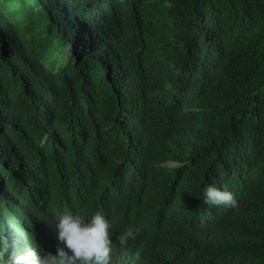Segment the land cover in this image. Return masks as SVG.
Here are the masks:
<instances>
[{"label":"trees","instance_id":"16d2710c","mask_svg":"<svg viewBox=\"0 0 264 264\" xmlns=\"http://www.w3.org/2000/svg\"><path fill=\"white\" fill-rule=\"evenodd\" d=\"M162 12L174 19L172 51L186 54L199 20L216 38L232 41L221 73L196 88L171 129L147 130L142 161L122 119L135 100L124 110L104 95L89 114L79 100L60 98L59 144L41 145L39 131L21 139L25 183L0 199V224L17 227L15 237H2L9 255L33 245L56 251L55 216L68 210L87 219L99 211L114 237L139 228L128 242L133 252L144 245L139 264H264V0H166ZM149 122L164 127L166 120L150 116ZM152 134L163 143L161 154L184 164L162 165V155L151 163ZM231 163L243 166L232 172L238 207L225 208L204 229L207 243L188 245L176 228L184 207L212 172Z\"/></svg>","mask_w":264,"mask_h":264},{"label":"clouds","instance_id":"9594fccd","mask_svg":"<svg viewBox=\"0 0 264 264\" xmlns=\"http://www.w3.org/2000/svg\"><path fill=\"white\" fill-rule=\"evenodd\" d=\"M165 4L166 0H0V199L9 191L16 194L25 183V162L18 157L21 139L39 131L41 145L59 144L54 108L60 98L79 100L82 112L89 114L104 95L124 110L135 100V110L122 119L142 161L147 130L171 129L196 88L203 81L213 84L232 41L216 38L199 20L186 54L172 51L168 34L174 19L163 14ZM12 71L14 79L7 75ZM22 111L25 118L20 117ZM150 116L165 119V126L150 124ZM154 138L152 134L151 163L158 164L157 156L162 155V165L184 164L168 158L167 152L161 154L163 143ZM235 165L212 172L186 204L176 226L180 240L193 247L207 243L201 236L204 229L225 208L238 207L232 172L243 166ZM55 217L54 239L61 247L49 248L52 252L33 245L9 255L2 237H15L17 227L1 223L0 264H139L144 245L133 252L128 243L136 239L139 228L129 226L114 237L111 223L99 211L87 219L68 210Z\"/></svg>","mask_w":264,"mask_h":264}]
</instances>
